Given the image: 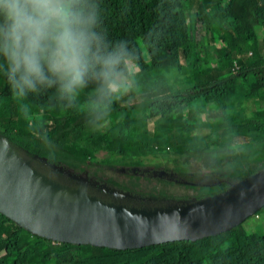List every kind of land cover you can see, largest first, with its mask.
I'll return each mask as SVG.
<instances>
[{
  "label": "trees",
  "instance_id": "16d2710c",
  "mask_svg": "<svg viewBox=\"0 0 264 264\" xmlns=\"http://www.w3.org/2000/svg\"><path fill=\"white\" fill-rule=\"evenodd\" d=\"M97 3L106 39L125 42L120 67L131 84L99 111L90 84L73 107L50 89L30 96L24 112L0 74V134L26 163L69 189L85 174L89 197L145 209L220 194L264 167V0ZM168 180L183 194L155 184ZM101 183L134 191L119 201ZM242 224L121 250L51 240L0 213V264H264V234Z\"/></svg>",
  "mask_w": 264,
  "mask_h": 264
},
{
  "label": "water",
  "instance_id": "95a60500",
  "mask_svg": "<svg viewBox=\"0 0 264 264\" xmlns=\"http://www.w3.org/2000/svg\"><path fill=\"white\" fill-rule=\"evenodd\" d=\"M85 187L69 189L43 176L0 134V213L51 240L121 250L197 240L239 225L264 206V167L220 194L164 209L106 203Z\"/></svg>",
  "mask_w": 264,
  "mask_h": 264
},
{
  "label": "clouds",
  "instance_id": "9594fccd",
  "mask_svg": "<svg viewBox=\"0 0 264 264\" xmlns=\"http://www.w3.org/2000/svg\"><path fill=\"white\" fill-rule=\"evenodd\" d=\"M100 24L97 0H0V74L22 111L50 89L73 107L90 84L89 105L107 107L121 91L127 51Z\"/></svg>",
  "mask_w": 264,
  "mask_h": 264
},
{
  "label": "rangeland",
  "instance_id": "374dc122",
  "mask_svg": "<svg viewBox=\"0 0 264 264\" xmlns=\"http://www.w3.org/2000/svg\"><path fill=\"white\" fill-rule=\"evenodd\" d=\"M129 68L131 69L132 73H134L138 70L137 66L132 62H129ZM130 84H131L130 78L122 77L121 91L125 90ZM135 89L139 90L140 88H139V86H136ZM203 102L204 101H202L200 108L204 107ZM231 104H234L236 106V108L239 109L240 111H245L247 109L246 103H242V104L238 103V96L237 95H234L232 97ZM135 142H136V139H135ZM155 172H158L161 174L165 173L162 169H155ZM78 182L82 187L86 186V184L89 182V178L85 174H82L78 177ZM93 182H95V181H93ZM102 182H104V181H102ZM142 183H143L142 186H145V184H146V186L149 187V185H148L149 183H146V181H143ZM101 184L104 188H106V190H108L110 193H112L115 196L116 200H119V201H122L123 199L126 200L128 197H130V194H132V192L134 191V190H129V191L124 192V191L117 189L115 187H111L107 183H101ZM155 184H156V186L163 187L170 194H176V195H182L183 194L182 188H179V186H177L171 180H168V182L165 184H162V183L160 184L157 182H155ZM81 213L83 214L84 211H81ZM94 213L97 216H104V212L100 208H95ZM242 225L248 232H253V233H257V234H264V210L257 213V214H253L249 218H246V220L243 221ZM233 240H234V237L232 236L229 239H227L221 245V247L224 248V247L228 246ZM148 251H149V248H145V249H141V250H133V251L121 253L120 256L122 259H128V258L136 257L138 255H142Z\"/></svg>",
  "mask_w": 264,
  "mask_h": 264
}]
</instances>
